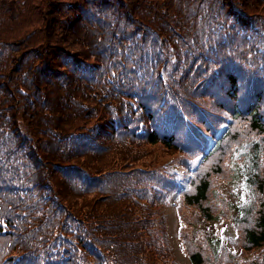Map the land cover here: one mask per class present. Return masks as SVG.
I'll return each mask as SVG.
<instances>
[{
  "label": "trees",
  "instance_id": "obj_1",
  "mask_svg": "<svg viewBox=\"0 0 264 264\" xmlns=\"http://www.w3.org/2000/svg\"><path fill=\"white\" fill-rule=\"evenodd\" d=\"M212 140L183 249L264 264V0H0V264H178L152 209ZM225 182L240 259L192 218Z\"/></svg>",
  "mask_w": 264,
  "mask_h": 264
},
{
  "label": "rangeland",
  "instance_id": "obj_2",
  "mask_svg": "<svg viewBox=\"0 0 264 264\" xmlns=\"http://www.w3.org/2000/svg\"><path fill=\"white\" fill-rule=\"evenodd\" d=\"M173 216L171 211L169 212V225H170V232L172 231V227H173ZM178 259H180L182 261L183 264H187L185 259L182 257V255L178 254Z\"/></svg>",
  "mask_w": 264,
  "mask_h": 264
}]
</instances>
